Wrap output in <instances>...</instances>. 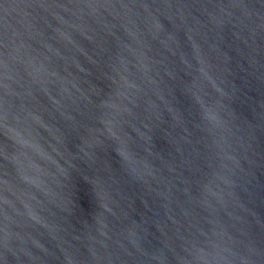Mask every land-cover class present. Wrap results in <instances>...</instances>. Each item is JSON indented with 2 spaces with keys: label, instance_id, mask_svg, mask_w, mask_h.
Instances as JSON below:
<instances>
[{
  "label": "water",
  "instance_id": "1",
  "mask_svg": "<svg viewBox=\"0 0 264 264\" xmlns=\"http://www.w3.org/2000/svg\"><path fill=\"white\" fill-rule=\"evenodd\" d=\"M0 264H264V0H0Z\"/></svg>",
  "mask_w": 264,
  "mask_h": 264
}]
</instances>
